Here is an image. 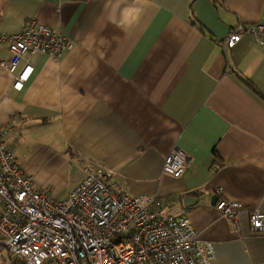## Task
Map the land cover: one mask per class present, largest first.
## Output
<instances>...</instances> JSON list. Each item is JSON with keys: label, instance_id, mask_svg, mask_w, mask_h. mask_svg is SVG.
<instances>
[{"label": "crops", "instance_id": "obj_1", "mask_svg": "<svg viewBox=\"0 0 264 264\" xmlns=\"http://www.w3.org/2000/svg\"><path fill=\"white\" fill-rule=\"evenodd\" d=\"M29 18L75 44L58 59L25 55L18 71L34 72L21 91L0 65V128L22 167L32 155L23 169L35 187L64 200L84 178L48 187L38 155L52 153L56 168L64 156L81 170L95 161L131 195L188 217L214 264H264L249 213L237 228L214 207L223 196L264 210V46L248 34L226 51L218 43L240 23L264 24V0H0V37ZM10 58L0 39V62ZM175 147L188 157L180 177L163 171ZM187 195L198 202L186 207ZM0 264L25 263L0 244Z\"/></svg>", "mask_w": 264, "mask_h": 264}, {"label": "built area", "instance_id": "obj_2", "mask_svg": "<svg viewBox=\"0 0 264 264\" xmlns=\"http://www.w3.org/2000/svg\"><path fill=\"white\" fill-rule=\"evenodd\" d=\"M244 34L264 46V24L240 23L218 43L226 51ZM0 39L9 42L11 52L0 65L14 75L18 91L34 72L30 63L18 71L25 55L58 59L75 46L35 18ZM6 135L0 128V244L12 256L25 264H214V244L198 239L188 217L162 213L157 197L131 195L111 169L95 161L84 163V178L66 199H54L49 188L35 187L21 166L20 149L8 147ZM187 163V155L175 147L164 158L163 171L180 177ZM214 207L237 228L242 212H248L251 232L264 234L263 209L223 196Z\"/></svg>", "mask_w": 264, "mask_h": 264}, {"label": "rangeland", "instance_id": "obj_3", "mask_svg": "<svg viewBox=\"0 0 264 264\" xmlns=\"http://www.w3.org/2000/svg\"><path fill=\"white\" fill-rule=\"evenodd\" d=\"M23 135L30 136V138L37 137V131L29 130ZM41 142V141H40ZM56 148H59L58 136L56 137ZM44 143V142H43ZM58 153V152H57ZM54 155L52 153H46L43 155H38L35 161L34 167L36 172L40 174V177L45 180L48 187L54 188L56 190L63 188L64 186H71L76 179L82 177V171L79 167L78 161L76 159H69V156H64V162L61 167L56 168L53 164ZM32 158V155H28L23 160V167L25 168L26 163ZM27 171V170H26ZM51 264H58L57 262H52Z\"/></svg>", "mask_w": 264, "mask_h": 264}, {"label": "water", "instance_id": "obj_4", "mask_svg": "<svg viewBox=\"0 0 264 264\" xmlns=\"http://www.w3.org/2000/svg\"><path fill=\"white\" fill-rule=\"evenodd\" d=\"M184 205L186 207L192 206L198 202V198L195 196L187 195L183 199Z\"/></svg>", "mask_w": 264, "mask_h": 264}, {"label": "trees", "instance_id": "obj_5", "mask_svg": "<svg viewBox=\"0 0 264 264\" xmlns=\"http://www.w3.org/2000/svg\"><path fill=\"white\" fill-rule=\"evenodd\" d=\"M248 83H249V85L251 86V87H253V89L256 91V92H258V90L255 88V86L248 80Z\"/></svg>", "mask_w": 264, "mask_h": 264}]
</instances>
